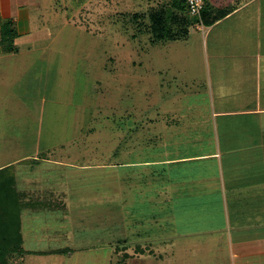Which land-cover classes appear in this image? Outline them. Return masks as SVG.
<instances>
[{"label": "crops", "instance_id": "obj_1", "mask_svg": "<svg viewBox=\"0 0 264 264\" xmlns=\"http://www.w3.org/2000/svg\"><path fill=\"white\" fill-rule=\"evenodd\" d=\"M22 3L0 0V20L13 23L19 35L15 41L30 33V12ZM204 6L207 26L200 41L183 48L169 42L176 47L170 48L163 87L170 90L161 100L152 96V117H143L125 136L115 133L114 163L102 166L113 168L114 191L122 200L130 193V202L141 206L150 200L162 209L185 204L182 215L190 212L187 222L195 232L182 233L177 241L164 239L160 249L152 239L144 248L120 240L107 252L114 242H106L99 246L106 264H264V0H205ZM30 49L21 51L25 59L30 53L23 52ZM193 49L196 57L182 64V54L191 57ZM17 53L0 47V61L7 62L0 64V257L8 264H26L54 254L55 264L68 247L38 249L42 240L36 229L29 240L25 237L34 220L24 221L20 211L28 203L40 210L41 202L66 210L64 194L53 188V200L32 196L25 201V195L40 194L37 184L42 185L39 177L25 176L26 168L35 171L40 163L84 170L99 166L71 164L85 152L78 151L73 160L40 153L37 124L48 100L41 97L37 111L16 91L35 65V58L28 57L20 69ZM191 62L194 69L184 67ZM10 172L13 188L7 185ZM25 182L29 189L23 188Z\"/></svg>", "mask_w": 264, "mask_h": 264}, {"label": "rangeland", "instance_id": "obj_2", "mask_svg": "<svg viewBox=\"0 0 264 264\" xmlns=\"http://www.w3.org/2000/svg\"><path fill=\"white\" fill-rule=\"evenodd\" d=\"M21 1L30 12V33L14 42L20 53L14 54L19 56L20 69L32 58H35V65L30 66L29 73L25 69L26 78L16 91L37 111L41 105L38 100L41 97L48 100L44 108L42 106L43 121L37 124L38 149L46 158L66 160H73L78 151L85 152L84 158L71 164L99 166L84 170L40 163L35 171L26 168L25 176L39 177L42 185L37 184L40 194H24L25 201L32 196L53 200L49 194L53 188H58L64 194L60 197L65 198L67 207L66 210L58 206L48 209L43 203L42 209L33 210L28 203L26 210L20 211L24 221L34 220L27 227V240L33 237L31 231L36 229L37 237L42 240L37 246L41 251L68 247L55 264H106L105 253L99 248L106 242H114L112 248L104 249L107 252L113 251L120 240L123 244L128 241L132 246L138 244L144 248L152 239L151 244L160 249L164 239L177 241L182 233H194L196 228L187 222L190 212L182 215L185 204L162 209L150 200L141 206L130 202V193L122 200V194L119 196L114 191L113 168L102 167L114 163L115 133L125 136L136 123L142 124L143 117H152V96L160 99L170 90L163 84L167 68H170V48L176 47L169 42L151 46L149 35L141 33L144 31L142 25L130 27L131 23H125L127 18L121 15L147 12L166 0ZM188 17L192 22L195 19ZM196 27L194 22L188 27L186 37L178 41L182 48L200 41L206 29L202 27L198 31ZM29 46L31 51L23 52L24 55L30 53L25 59L21 51ZM195 52L193 49L191 57L183 53L182 64L195 58ZM3 62L0 64L6 67L7 62ZM192 63L183 66L190 65L194 69ZM176 75L180 76V71ZM188 75L182 78L187 79ZM179 76L176 77L179 79ZM138 135L143 137L142 133ZM144 154H147L145 150ZM56 176L58 181L54 180ZM26 183L22 184L23 188L29 189ZM51 205L54 208V203ZM29 244L34 246L35 242H27ZM168 244H165L167 249ZM128 252L132 253L131 249ZM119 255V252L112 253V260ZM56 258L53 254L28 260L30 263L26 261V264L41 261H44L41 264H54Z\"/></svg>", "mask_w": 264, "mask_h": 264}, {"label": "trees", "instance_id": "obj_3", "mask_svg": "<svg viewBox=\"0 0 264 264\" xmlns=\"http://www.w3.org/2000/svg\"><path fill=\"white\" fill-rule=\"evenodd\" d=\"M205 3V0H204ZM203 9L200 14V21L202 26H207L205 20V11ZM123 18L129 17V19H124L125 23L128 21L130 27L139 28L140 25L143 28L142 34L149 35V43L151 46L157 45V43L165 42H178L181 38L186 37L187 29L194 22L196 24L199 22L197 18L190 21L188 19V8L186 0H166L160 6L150 9L144 13H122ZM220 18V15H215L213 21ZM137 32V31H136ZM140 32V31H139ZM18 34L15 26L10 21L0 20V47L5 53L11 54L15 53L16 47L14 46L15 40L18 38ZM4 172V171H0ZM8 186L13 188L14 177L10 172V177L8 180ZM12 202V200H11ZM38 204V202H36ZM39 205L43 206L41 202ZM68 250V249H67ZM54 252V251H53ZM63 252V251H61ZM0 264H8V259L0 257Z\"/></svg>", "mask_w": 264, "mask_h": 264}, {"label": "built area", "instance_id": "obj_4", "mask_svg": "<svg viewBox=\"0 0 264 264\" xmlns=\"http://www.w3.org/2000/svg\"><path fill=\"white\" fill-rule=\"evenodd\" d=\"M186 4L188 8V15L199 20L196 29L201 30L202 24L200 21V14L203 9L204 0H186Z\"/></svg>", "mask_w": 264, "mask_h": 264}]
</instances>
